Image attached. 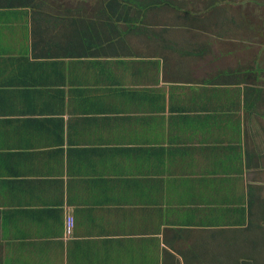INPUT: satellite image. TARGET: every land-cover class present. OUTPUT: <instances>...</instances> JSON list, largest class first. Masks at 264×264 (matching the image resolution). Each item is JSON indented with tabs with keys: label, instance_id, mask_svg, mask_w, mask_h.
Segmentation results:
<instances>
[{
	"label": "crops",
	"instance_id": "1",
	"mask_svg": "<svg viewBox=\"0 0 264 264\" xmlns=\"http://www.w3.org/2000/svg\"><path fill=\"white\" fill-rule=\"evenodd\" d=\"M234 1L0 8V264L264 262V13Z\"/></svg>",
	"mask_w": 264,
	"mask_h": 264
},
{
	"label": "trees",
	"instance_id": "2",
	"mask_svg": "<svg viewBox=\"0 0 264 264\" xmlns=\"http://www.w3.org/2000/svg\"><path fill=\"white\" fill-rule=\"evenodd\" d=\"M35 0H0V8L7 7H32ZM101 4L95 5V8L100 13H112L128 19V24L133 25L138 23L137 20L141 16H145L152 12H159L160 10L174 9L179 10L184 7L180 5L177 0H101ZM213 2V3H212ZM210 5L216 6L218 3L212 1ZM74 7H69L72 12ZM230 264H264V262H238Z\"/></svg>",
	"mask_w": 264,
	"mask_h": 264
},
{
	"label": "rangeland",
	"instance_id": "3",
	"mask_svg": "<svg viewBox=\"0 0 264 264\" xmlns=\"http://www.w3.org/2000/svg\"><path fill=\"white\" fill-rule=\"evenodd\" d=\"M234 2H236L244 12L262 14L264 13V0H236Z\"/></svg>",
	"mask_w": 264,
	"mask_h": 264
},
{
	"label": "built area",
	"instance_id": "4",
	"mask_svg": "<svg viewBox=\"0 0 264 264\" xmlns=\"http://www.w3.org/2000/svg\"><path fill=\"white\" fill-rule=\"evenodd\" d=\"M74 217L72 215H70L67 219V223H66V233L67 235H70L73 231V227H74Z\"/></svg>",
	"mask_w": 264,
	"mask_h": 264
}]
</instances>
